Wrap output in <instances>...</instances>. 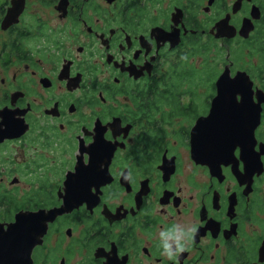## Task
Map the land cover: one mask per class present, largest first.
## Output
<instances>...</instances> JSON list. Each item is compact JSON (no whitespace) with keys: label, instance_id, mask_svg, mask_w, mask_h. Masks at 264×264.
Returning a JSON list of instances; mask_svg holds the SVG:
<instances>
[{"label":"flooded vegetation","instance_id":"1","mask_svg":"<svg viewBox=\"0 0 264 264\" xmlns=\"http://www.w3.org/2000/svg\"><path fill=\"white\" fill-rule=\"evenodd\" d=\"M102 133L88 193L72 173ZM14 223L0 264H264V0H0V236Z\"/></svg>","mask_w":264,"mask_h":264},{"label":"snow or ice","instance_id":"2","mask_svg":"<svg viewBox=\"0 0 264 264\" xmlns=\"http://www.w3.org/2000/svg\"><path fill=\"white\" fill-rule=\"evenodd\" d=\"M224 73H225V71H224ZM230 75L232 78H230ZM221 77L219 78L218 81H220ZM227 82L230 83L235 89H242L246 86V84L242 81V79L238 75V73H230L228 70H227ZM215 87L217 88V94H216L215 98H218V96H219L218 82L216 83ZM242 96H243L242 91H240V90L235 91V102L237 105H240L243 103ZM238 97H239V99H238ZM209 116H210V113L208 114L207 118ZM199 132H200V130L197 128V122H196L195 126L191 129V132H190L191 147H192V140H193L194 134L198 136ZM88 135H92V133H89ZM81 141L83 142V140H81ZM81 141H80V146H81ZM83 147H84V142H83ZM107 147H108V145L105 143V141L103 139V133L101 134L100 137H97V134H96L95 135V142L90 143L87 148L84 147L85 150L79 156L80 162H79V164L77 163V165L75 167V171H74V173H72V178H73V181H78L80 183H83L85 185V187L87 188L88 193H89V190L94 186V179L93 178L97 173V162L102 157L103 152ZM80 149H81V147H80ZM242 150H243V146L239 143L234 144L230 147V149H229L230 155H231V157L234 158V160L236 162H238V160L242 161V159H241ZM260 152H261V148H260ZM85 154H87V162L85 160ZM243 166L245 167L244 163H243ZM15 224L16 223H14L12 225H15ZM0 225H2V224H0ZM3 231H4V229H3Z\"/></svg>","mask_w":264,"mask_h":264},{"label":"water","instance_id":"3","mask_svg":"<svg viewBox=\"0 0 264 264\" xmlns=\"http://www.w3.org/2000/svg\"><path fill=\"white\" fill-rule=\"evenodd\" d=\"M218 97H222V93H219ZM220 98L216 99V102L220 101ZM223 101V99H222ZM225 129L226 134H230L231 130L233 128V125H224L222 126ZM18 225L17 223L9 228L7 230L6 234L4 236H0V262H4L2 259L9 256V255H17L20 251V248L16 246L15 240L18 237L17 232H18ZM8 261V259H7ZM6 261V262H7ZM9 264V263H5Z\"/></svg>","mask_w":264,"mask_h":264},{"label":"clouds","instance_id":"4","mask_svg":"<svg viewBox=\"0 0 264 264\" xmlns=\"http://www.w3.org/2000/svg\"><path fill=\"white\" fill-rule=\"evenodd\" d=\"M194 231V228H189L187 229V231L180 229L178 226L175 227L173 230H170L169 232L165 233H161V235L164 237V244H163V249L165 251L166 254L168 255H172L171 251H170V247L171 245L169 244V240H171L172 242L175 243L176 245V252L182 251L184 248V244H183V240L185 238V236H187L188 238H190L191 236V232Z\"/></svg>","mask_w":264,"mask_h":264}]
</instances>
